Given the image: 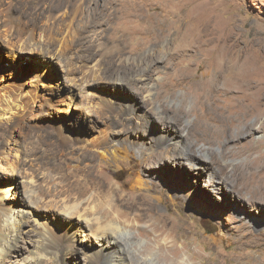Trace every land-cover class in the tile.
Listing matches in <instances>:
<instances>
[{
  "label": "rangeland",
  "instance_id": "rangeland-1",
  "mask_svg": "<svg viewBox=\"0 0 264 264\" xmlns=\"http://www.w3.org/2000/svg\"><path fill=\"white\" fill-rule=\"evenodd\" d=\"M1 2L2 14L14 10V33L33 35L42 47L32 42L33 45L26 47L29 51L22 53L18 43L7 45L4 38L10 34L3 26L6 17L0 16V104L8 108L3 100L8 93L6 96H11L8 99L24 106L16 111L21 112L20 115L0 118V155L7 151L18 152L26 161L22 167L34 174L38 173L40 166L62 174L77 173L99 166L102 157L94 155L90 143L105 136L109 140L106 151H109L108 155L116 156L117 161L104 166L103 172L119 193L136 198L135 207L123 208L135 228L131 239L138 241L144 234L141 237L143 246L152 243L157 246L152 236H145L151 230L146 209L154 204L156 213L167 225L166 236L178 238L176 247L180 249V257L190 259V264H264V200H259L250 191H241V175L252 159L264 154V145L252 157L241 152L264 142V132L248 136L234 128L230 141L225 138L219 144L201 142L196 148L192 147L189 154L196 152L198 158L189 160L181 157L179 148L174 149L175 142L185 140L188 131L174 141L156 143L166 129L167 119L176 121L181 129L187 125L177 112L168 111L159 104L160 114L157 115L149 111L152 106L148 102L144 103L147 98L141 88L164 81L165 71L174 73L176 67L174 62L168 66L163 61L150 63L154 52L161 55L150 46L153 45L150 31L158 29L157 24L149 25L138 17H131L128 13L136 5L122 6L115 0ZM195 2L203 7L218 32L222 31L236 45V51H249L247 54L255 56L264 70V0ZM150 3L157 7L155 1ZM79 6L81 12L77 14ZM47 15H51L50 19H45ZM15 37L14 34L10 36L13 42L17 40ZM102 47H107L109 52L107 56L98 57L102 61L98 84L81 87L78 85L80 81L75 82L81 65H88L94 55L100 54ZM40 51L52 54L53 58L42 56ZM125 57L133 60L127 61ZM140 58L147 60L146 68L156 70L155 74L141 73L144 69L139 67L141 63H136ZM73 66L75 70H71ZM141 74L144 75L142 81ZM101 78L103 80H99ZM134 82L138 88L127 87L126 83L132 85ZM177 93L184 96L187 90L179 86ZM189 98L193 100L192 96ZM192 110L195 113L189 119L190 124L202 112L198 106ZM229 110L214 112L227 119L232 117V109ZM256 122L257 119L252 117L248 124ZM180 128L176 127L178 134ZM161 144L164 152L160 158L158 155L143 159L142 152L153 151ZM32 148L35 152H30ZM203 149L206 151L201 153ZM134 176L146 185L142 190L132 189ZM9 178L12 177L0 178V189L13 186L12 191L17 194L16 198L11 196L3 203L19 204L24 196L19 191L26 179L24 176L17 181ZM47 207L39 204L26 217L35 227L36 220L46 223L54 237L52 243L59 248L56 263L46 261L45 264H92L84 254H96V249L101 247L98 241L91 238L84 242L81 236L74 239L78 220L70 222ZM134 242L128 243L127 248L130 253L135 252L132 255H136L139 249ZM71 244H75L79 251L68 256L66 248ZM18 246H25L24 253L18 254L12 249L6 257L11 263L6 264H24L23 257L28 255L30 245L20 241ZM161 253L163 251L159 256Z\"/></svg>",
  "mask_w": 264,
  "mask_h": 264
},
{
  "label": "bare ground",
  "instance_id": "bare-ground-1",
  "mask_svg": "<svg viewBox=\"0 0 264 264\" xmlns=\"http://www.w3.org/2000/svg\"><path fill=\"white\" fill-rule=\"evenodd\" d=\"M115 1L122 6L135 4L136 6H133L135 9L129 12L128 15L138 17L149 25L157 24L158 29L150 31L152 32L151 41L153 43L150 46L151 49L160 51L162 56L154 52L152 60L149 58L150 63L152 61H163L168 66L171 62H174L176 66L174 73L170 71V74L168 73L169 71H165L164 75H167L165 80H162L163 82L158 81L150 84L148 88H141L147 98L144 103L148 102L152 106V109L149 110L150 112L159 115L161 106L168 111L177 112L178 116H181V119L183 117V120L187 123L181 129L176 121L167 119L166 129L163 131L162 136L156 139V143L174 141L178 136L182 137L188 131L185 135V140L175 142L174 149L179 148L181 157L189 160L198 158L196 152L189 154L192 147L196 148L197 144L201 142L209 145L219 144L225 138L230 141L232 140V130L234 128L241 130L242 135L248 136H253L258 131L264 132V70L255 56L247 54L249 51L246 53L245 51L235 50L236 45L231 43L221 33L222 31L218 32L215 28L216 24L208 18L205 10L195 2L196 0ZM150 1H155L157 7L151 5ZM80 10L79 6L76 9V13L79 14ZM13 13V9H10L5 14H2L0 10V16L4 15L6 17V21H3V26L6 28L7 34H10V36L14 34L18 37H15L17 40L13 42L10 36L7 35L4 38L5 42H7L6 44L13 45L18 43L19 50L22 53L23 51H29L26 47L33 45V43L37 47H42V44L35 41L33 35L18 36L14 33ZM50 16L47 15L45 19H50ZM108 52L109 49L107 47H102L100 54L94 55L88 61V65L83 63L78 72V77L75 78L77 79L75 82L78 83L77 81H80L78 85L81 87L98 84L96 82L101 76L98 72L102 68V61L98 57L107 56ZM41 54L44 57L53 58L52 54L49 55L48 52H41ZM131 59L133 60V58L125 57L127 61ZM137 62L141 63L139 67L144 69V72L141 71V73L153 72L152 69L146 68V59L140 58L137 59ZM74 68L73 66L71 70H75ZM155 71L153 72L154 74ZM143 76L141 74V81ZM159 78L160 76H158L157 80ZM121 83L124 84V82ZM126 85L128 88H138L136 82L132 85L126 83ZM179 86H183L187 90L186 95L183 96L177 93ZM6 95L3 100L7 103L8 108H4L0 104V118H8V116L11 118V115H20L21 112L16 113V111L23 109L24 106L8 99L11 96ZM190 96L193 97V100L189 98ZM144 103L143 106H145ZM159 104L161 105L159 106ZM139 106L142 107V104ZM195 106L200 107L202 112L197 114L196 120L190 124L189 119L195 113L193 112L195 110H192ZM226 108L232 109L231 118L228 115L226 116L228 117L227 119L221 118L214 112V110L221 112ZM252 117L257 119V122L253 125L248 124ZM176 127L181 129L180 134H178ZM102 137L103 139L90 143L92 144L90 147L94 148L92 150L94 155L102 157V160L100 159L101 161H99V166L77 171V173L70 171L62 174L50 169V167L48 169L40 166L38 173L34 174L22 167L26 161L18 152L7 151L0 155V178L10 175L12 178L9 179H14L15 181L23 176L26 179L23 183V191H19V193L24 195L22 202H19V204L3 203L5 199H9L11 196L13 199L16 198L17 191L15 193L12 191L15 187L4 186L0 189V192H2L0 196V264L11 263V261L6 260V257L12 249L18 251V254L24 253L23 250L26 248L25 246H18L20 241L24 245H30L28 255L23 257L24 264H45L46 261L55 262L60 255L59 248L52 243L54 237L49 233L47 224L36 220L35 224L37 227H35L34 223L32 224L26 218L30 212H34L33 209L38 207L39 204L48 206L49 210L57 212L64 219H69L70 222L78 220L77 225L79 227L76 228L74 239L81 236L85 239L84 242L89 241L91 238L98 241V245L101 247L96 249V254L87 252L84 254L85 259L92 264H190V259L180 257V249L178 250L176 247V239L178 238H170V240L169 234L166 236L167 225L162 216L156 213V205L154 204L149 205L146 209L147 217L151 219L148 227L151 230L146 232L145 236H152V241L157 243V246L153 243L143 246L141 237H144V234L138 241L131 239L132 231L135 228L127 218L123 208L128 205L135 207L136 198L133 199L132 196H125L119 193L120 191L118 192L111 181L106 178L102 168L113 164L117 161V157L108 155L109 151L107 153L106 147L109 140L107 141L104 138L105 136ZM193 138L196 143H191ZM263 145L264 142L262 141L258 147L245 148L241 153L247 154V157H252L255 153L260 152ZM163 146L161 144L158 148H155L156 150L147 151V153L142 152L143 159L148 160L146 157L156 158L158 155L160 158V155L164 152ZM205 151L206 149H203L200 152L204 153ZM30 152L35 151L32 148ZM223 157H225L224 148ZM249 163L247 164V169H244L245 171L241 175V191H250L259 200H264V154H260ZM260 167L263 168L258 171L253 170ZM134 177L132 189L134 191L142 190L146 186L143 180L136 176ZM151 232H154V234ZM131 241H135L134 243L139 247L136 255H132L135 252L132 251L130 253L131 251L129 252V249H127L128 243H131ZM129 247L131 248L132 246ZM66 249L68 256L79 251L75 244H71ZM161 251L163 253L159 256ZM165 251L170 252V254L165 253Z\"/></svg>",
  "mask_w": 264,
  "mask_h": 264
}]
</instances>
